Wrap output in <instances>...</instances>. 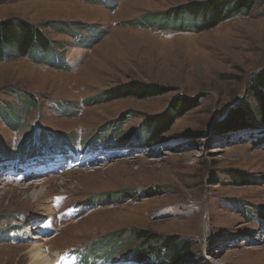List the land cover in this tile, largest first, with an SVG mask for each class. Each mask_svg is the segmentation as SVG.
<instances>
[{
    "label": "rangeland",
    "instance_id": "1",
    "mask_svg": "<svg viewBox=\"0 0 264 264\" xmlns=\"http://www.w3.org/2000/svg\"><path fill=\"white\" fill-rule=\"evenodd\" d=\"M204 1L0 0V21L37 28L47 37L49 61H58L0 62L3 166L69 150L66 143L98 141L126 155L42 174L50 155L26 167L33 178L19 183L0 173V264H52L68 250L91 264L106 256L126 261L118 264H264V138L236 116L240 107L254 109L249 86L264 71V0L197 33L202 19L173 10ZM132 81L166 92L143 100L105 94ZM177 98L196 106L173 122L165 142L149 143L144 119L168 117ZM229 121L241 128L220 132ZM63 197L62 209L91 206L57 224L51 205ZM48 216L49 240L8 239L33 232L29 225ZM143 231L154 240L175 238L182 259L146 256L156 242L139 239ZM37 248L47 261L33 262Z\"/></svg>",
    "mask_w": 264,
    "mask_h": 264
},
{
    "label": "trees",
    "instance_id": "2",
    "mask_svg": "<svg viewBox=\"0 0 264 264\" xmlns=\"http://www.w3.org/2000/svg\"><path fill=\"white\" fill-rule=\"evenodd\" d=\"M254 1L255 0H208L206 2L193 3L189 6L173 11L175 12V15L189 14L193 18L197 16L202 19L203 23L196 28V32L199 33L214 28L221 22L228 21L232 17L241 14L243 11L250 10ZM27 24L28 23L26 22H17L14 24L12 23V20L8 22L0 21V62L31 56L35 59L32 63L36 65H41V63H50V59L48 57L49 54L46 51L48 49V40L46 35L40 32L37 28H30ZM8 46L12 48L9 49ZM32 48H35V50L33 51ZM249 89L255 105L254 109L248 111L246 107H240L236 116L240 121L245 120L251 122V124H247L246 126H251L252 128L254 127L253 129L255 130L253 132L261 133L262 138H264V97L262 96V92L264 91V71L253 77ZM165 92V89L160 86L132 81L119 85L105 94H112L110 96L112 99L130 97L133 99L143 100L162 95ZM185 101L187 100L177 98L168 117L150 116L144 119V127L147 131L146 133L150 135V139L148 140L149 143L151 142L155 145L165 142V135L168 132L169 127L172 126L173 122L182 117L188 112V110L193 109V107L196 106V103H192L188 106V108H186L185 106L188 105V101ZM26 110L27 107H25V111ZM5 120H7V118H5ZM229 122L220 126V132L227 131L233 133L237 131V129L239 130L241 128L239 125H234L235 122ZM123 144L124 143L121 142L119 145ZM114 148H117V146ZM237 178L238 177H235V179ZM136 236L139 239H149V243L156 242V245H154L156 248L153 246L148 249V251L145 252L146 256L160 258L165 255L168 258V262H174V260L179 259L182 255L181 251H179L182 247L177 244L176 240H173L175 238L167 239L168 241L166 242L165 239L161 237H156L155 239L157 240H154L153 235L144 231L138 234L136 233ZM182 244L185 246L182 249V252L187 255L188 244L183 242ZM145 245L148 246V244ZM150 250H153V252ZM154 257L152 258L155 259ZM137 260L140 261L138 258Z\"/></svg>",
    "mask_w": 264,
    "mask_h": 264
},
{
    "label": "bare ground",
    "instance_id": "3",
    "mask_svg": "<svg viewBox=\"0 0 264 264\" xmlns=\"http://www.w3.org/2000/svg\"><path fill=\"white\" fill-rule=\"evenodd\" d=\"M125 49H126V48H125ZM33 238H35V240H42V239L40 238V236H36V235H34ZM45 240H46V238H45ZM47 240H49V239H47ZM47 240H46V241H47ZM32 259H33V262H35V263L45 262V261L48 260V259L46 258V256L43 255V254L41 253V251H40L39 248H37V249H32ZM46 259H47V260H46Z\"/></svg>",
    "mask_w": 264,
    "mask_h": 264
},
{
    "label": "water",
    "instance_id": "4",
    "mask_svg": "<svg viewBox=\"0 0 264 264\" xmlns=\"http://www.w3.org/2000/svg\"><path fill=\"white\" fill-rule=\"evenodd\" d=\"M38 132H39V131H37L36 133H34L33 136L38 135ZM29 136H31V134H30V135H27V137H29Z\"/></svg>",
    "mask_w": 264,
    "mask_h": 264
}]
</instances>
